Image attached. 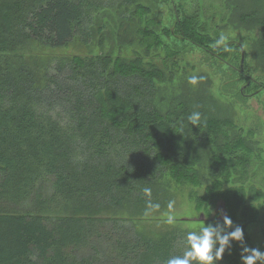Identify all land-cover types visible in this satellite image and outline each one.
Returning <instances> with one entry per match:
<instances>
[{"label":"trees","instance_id":"trees-1","mask_svg":"<svg viewBox=\"0 0 264 264\" xmlns=\"http://www.w3.org/2000/svg\"><path fill=\"white\" fill-rule=\"evenodd\" d=\"M227 2L235 24L263 27L257 54L264 0ZM96 12L93 0H0V264H166L182 254L189 230L137 225L146 219L145 187L161 205L157 212L168 210L174 194L166 174L179 185H202L205 174L212 176L207 191L196 195L198 209L211 213L222 203L234 220L241 205L239 224L251 246L248 228L259 210L245 199L260 196L245 186L251 139L207 87L171 98L162 88L180 54L164 37L214 46L217 56L226 53L217 47L220 37L202 32L199 18L193 23L179 9L173 30L155 17L145 21L151 9L141 3L119 21L111 16L116 31L96 23ZM77 37L86 45L97 38L103 49L112 43L108 52L41 68L22 52L31 41L57 48ZM135 44L141 49H122ZM237 45L234 53H243ZM193 112L201 114L199 126L187 120ZM234 173L241 185L225 189ZM233 244L227 264L240 263V245Z\"/></svg>","mask_w":264,"mask_h":264},{"label":"rangeland","instance_id":"rangeland-1","mask_svg":"<svg viewBox=\"0 0 264 264\" xmlns=\"http://www.w3.org/2000/svg\"><path fill=\"white\" fill-rule=\"evenodd\" d=\"M96 3L97 12L95 13V21L107 24L105 30L109 31L116 25L111 16H115L117 21L120 15L129 14L135 10L137 3L149 6L151 12L143 14L145 21L155 17L159 21L160 26H167L173 30V24L176 20L177 9L183 16L189 17L190 21L195 23L199 18L200 30L204 33L212 34L214 37H225L224 42L220 46L227 47L226 53L218 56L212 52L215 47L207 48L193 44L190 41L183 40L177 36L164 37L166 42L174 50H179L177 61L173 65L177 72L171 78L168 76L166 83L162 85L163 93L168 97L174 94L189 90L194 92L197 89L207 87L212 95L219 101V108L225 110V116L237 124L238 129L242 130V135L251 139L254 152L249 154L248 165L245 168V176L247 182L246 190L253 188L254 191L260 193L259 198L255 199V192L250 197H246V204L258 206V219L249 224L248 233L251 237V247H259L264 251V44L257 46V54L254 49L255 43L263 35V27H244L237 25L232 21L231 14L233 5L228 6L227 0H93ZM122 2V3H121ZM121 3V4H120ZM122 13H119L122 11ZM197 13L198 16L195 15ZM136 20L139 15H135ZM101 18V19H100ZM231 18V19H230ZM112 19V20H111ZM134 21L137 24L138 21ZM198 26V24H196ZM111 39L106 42L103 49L97 44V38L87 45L75 38L72 42L63 47L52 48L43 46L38 42H29L24 46L22 52L25 54V60L33 62L37 61L39 68L46 63L61 62L75 54L100 53L108 52L111 46ZM240 49L243 53L235 54L234 47ZM219 47V44H217ZM124 52L131 53L136 49H141L139 44L133 46L126 45L122 48ZM119 48H116V52ZM161 58L166 54L163 49H159ZM175 59V58H174ZM45 71V69H43ZM243 71V76H241ZM240 72V73H239ZM197 77V82L192 84L189 82L190 77ZM260 84L261 86H258ZM235 88L240 89L242 94L236 95ZM263 88V89H262ZM229 155V151L225 153V157L229 162L238 169L239 164L235 158ZM217 156L219 152H217ZM242 163V162H241ZM234 169V168H233ZM231 173V172H230ZM240 176L234 173L230 181H224L225 189L240 186L241 183L236 181ZM205 183L202 185L185 184L179 185L168 174L165 175L163 182L174 194L176 200L177 221L174 225H167L162 221V214L167 213L156 212L146 219L138 222L139 228L150 229H166L171 226H179L189 231L198 230L200 225H206L211 218L219 219L220 210L226 209L222 203L214 208L215 215L198 209L196 195H202L207 191V185L213 183L212 176L205 174ZM243 205V204H242ZM241 206V205H240ZM235 211L234 224L241 225L240 220L244 213L243 208ZM231 207V206H230ZM231 210V208H230ZM225 213L228 212L224 211ZM203 216V218H201ZM225 253L224 260L220 264H227ZM241 264V261L240 263Z\"/></svg>","mask_w":264,"mask_h":264},{"label":"clouds","instance_id":"clouds-1","mask_svg":"<svg viewBox=\"0 0 264 264\" xmlns=\"http://www.w3.org/2000/svg\"><path fill=\"white\" fill-rule=\"evenodd\" d=\"M225 37L221 35L217 44H222ZM225 51L229 49L225 47ZM189 82L195 84L197 77L189 78ZM201 114L193 112L187 117L192 125L199 126ZM143 195L148 199L145 202L143 216L150 217L154 212L159 211L161 205L154 203L151 199L152 189L143 188ZM167 213H163L161 218L163 223L174 225L177 221L176 200L167 202ZM214 210V209H213ZM215 210L209 216H214ZM219 219H210L206 225H200L198 230L188 231L184 239V250L182 254L171 255L166 260V264H220L224 260L225 253L231 254L233 242H238L241 248V264H264V251L259 247L248 246L245 239L243 226L234 224L233 219L222 209Z\"/></svg>","mask_w":264,"mask_h":264},{"label":"water","instance_id":"water-1","mask_svg":"<svg viewBox=\"0 0 264 264\" xmlns=\"http://www.w3.org/2000/svg\"><path fill=\"white\" fill-rule=\"evenodd\" d=\"M225 211V210H224ZM227 214V213H226ZM201 218H203V216H201Z\"/></svg>","mask_w":264,"mask_h":264}]
</instances>
